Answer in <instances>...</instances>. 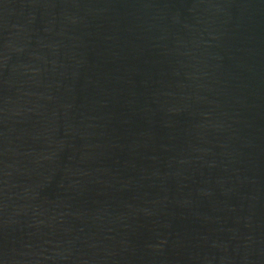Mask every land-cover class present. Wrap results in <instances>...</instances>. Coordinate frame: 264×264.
<instances>
[{"label":"water","instance_id":"1","mask_svg":"<svg viewBox=\"0 0 264 264\" xmlns=\"http://www.w3.org/2000/svg\"><path fill=\"white\" fill-rule=\"evenodd\" d=\"M0 264H264V0H0Z\"/></svg>","mask_w":264,"mask_h":264}]
</instances>
